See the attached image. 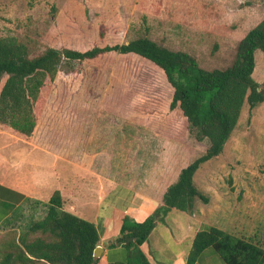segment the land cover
I'll return each instance as SVG.
<instances>
[{
    "label": "rangeland",
    "instance_id": "1",
    "mask_svg": "<svg viewBox=\"0 0 264 264\" xmlns=\"http://www.w3.org/2000/svg\"><path fill=\"white\" fill-rule=\"evenodd\" d=\"M263 18L264 0H0V36H15L35 53L49 46L113 45L143 34L193 54L208 69L228 66L238 42ZM253 76L264 83L262 51L256 53ZM173 92L164 71L150 60L133 53L102 54L46 81L35 104L37 128L31 137L22 138L43 136L45 143L54 142L62 151L72 143L82 150L87 135L92 147L102 144L111 150L122 142L130 147L133 138L134 145L138 140L142 149L159 152L170 142L181 169L202 157L210 140L195 139L183 112L170 109ZM149 134H155L156 141L148 139ZM2 138L0 147L13 142L9 135ZM217 177L221 183L250 181L256 204L220 209L217 214L234 218L236 235L264 245V103L251 109L245 102L223 153L202 163L195 183L212 196ZM242 197L236 192L234 206L243 202ZM206 208L214 211L213 205ZM46 210L41 205L33 218L1 227L0 256L8 242ZM39 235L32 233L30 238Z\"/></svg>",
    "mask_w": 264,
    "mask_h": 264
},
{
    "label": "trees",
    "instance_id": "2",
    "mask_svg": "<svg viewBox=\"0 0 264 264\" xmlns=\"http://www.w3.org/2000/svg\"><path fill=\"white\" fill-rule=\"evenodd\" d=\"M257 51L264 52V18L238 42L228 66L212 69L200 65L193 54L143 34L113 45L88 49L49 46L38 53L15 36H0V129L31 137L38 125L35 104L46 81L54 80L60 71L72 72L77 62L111 52L133 53L161 68L174 89L170 109H180L188 120L190 134L199 141L209 138L210 146L202 157L181 170L153 215L141 222L124 218L113 244H128L127 238L134 237L129 245L137 248L129 264H152L138 246L170 210L193 212L197 200L209 202V196L195 183V173L202 163L223 153L245 102L251 109L264 103V83L253 76ZM46 208L44 216L8 242L0 264H98L99 258L94 256L100 241L97 226L66 210L59 190ZM32 233L41 235L30 238ZM207 247H213L227 264H264L263 244L215 226L197 232L188 264H195Z\"/></svg>",
    "mask_w": 264,
    "mask_h": 264
},
{
    "label": "crops",
    "instance_id": "3",
    "mask_svg": "<svg viewBox=\"0 0 264 264\" xmlns=\"http://www.w3.org/2000/svg\"><path fill=\"white\" fill-rule=\"evenodd\" d=\"M4 135H9L13 142L6 141L0 147V228L33 218L41 205L46 207L53 193L59 190L66 210L97 226L98 245L102 247L98 264L132 261L137 246L129 243L136 239L128 244H113L124 218L129 216L141 222L153 215L183 169L174 160L177 152L170 142L164 143L167 149L159 152L156 148L142 149L138 140L140 148L137 147L133 138L130 147L122 142L120 148L111 150L102 144L92 147L87 135L82 150L72 143L65 152L54 142L45 143L43 136L29 141L0 129V140ZM148 136L151 140L156 138L155 134ZM10 147L12 151L6 153L4 150ZM217 179L211 185L208 203L197 200L193 212L170 210L158 221L149 238L138 246L152 264H188V254L198 231L215 226L234 233V218L217 214L220 209L235 211L234 208L242 205L245 208L256 204L248 179L229 183ZM236 192L242 193L243 202L234 206L232 198ZM208 205H213L214 211L207 210ZM195 264L227 263L213 247H207Z\"/></svg>",
    "mask_w": 264,
    "mask_h": 264
},
{
    "label": "water",
    "instance_id": "4",
    "mask_svg": "<svg viewBox=\"0 0 264 264\" xmlns=\"http://www.w3.org/2000/svg\"><path fill=\"white\" fill-rule=\"evenodd\" d=\"M133 239H135V238H134V237H129V238H127V242H130V241L133 240ZM101 249H102V247H101L100 245H98V246L96 247L95 252H94V256H95L96 258H98V257L101 255V253H100Z\"/></svg>",
    "mask_w": 264,
    "mask_h": 264
}]
</instances>
